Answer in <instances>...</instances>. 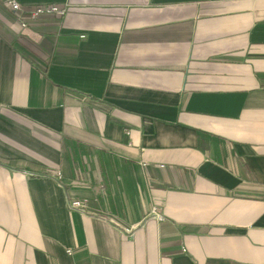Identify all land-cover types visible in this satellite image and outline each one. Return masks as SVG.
Wrapping results in <instances>:
<instances>
[{
    "label": "crops",
    "instance_id": "crops-1",
    "mask_svg": "<svg viewBox=\"0 0 264 264\" xmlns=\"http://www.w3.org/2000/svg\"><path fill=\"white\" fill-rule=\"evenodd\" d=\"M17 2L0 264H264V0Z\"/></svg>",
    "mask_w": 264,
    "mask_h": 264
},
{
    "label": "built area",
    "instance_id": "built-area-1",
    "mask_svg": "<svg viewBox=\"0 0 264 264\" xmlns=\"http://www.w3.org/2000/svg\"><path fill=\"white\" fill-rule=\"evenodd\" d=\"M12 11L16 14L20 21L21 27H26L30 21H36L42 16H55L58 18L63 17L66 14V9L58 6L42 5L33 7L31 10L23 8L17 0H9ZM84 38V36H82ZM88 204L87 200H71L69 202V208L71 210H82ZM126 233H130L131 229H126ZM70 254V251H68Z\"/></svg>",
    "mask_w": 264,
    "mask_h": 264
},
{
    "label": "trees",
    "instance_id": "trees-1",
    "mask_svg": "<svg viewBox=\"0 0 264 264\" xmlns=\"http://www.w3.org/2000/svg\"><path fill=\"white\" fill-rule=\"evenodd\" d=\"M26 10H31L32 8H25Z\"/></svg>",
    "mask_w": 264,
    "mask_h": 264
},
{
    "label": "rangeland",
    "instance_id": "rangeland-1",
    "mask_svg": "<svg viewBox=\"0 0 264 264\" xmlns=\"http://www.w3.org/2000/svg\"><path fill=\"white\" fill-rule=\"evenodd\" d=\"M159 218H160V216L159 215H157ZM68 253V252H67ZM69 254V253H68Z\"/></svg>",
    "mask_w": 264,
    "mask_h": 264
}]
</instances>
